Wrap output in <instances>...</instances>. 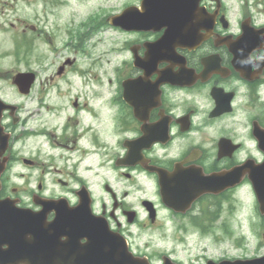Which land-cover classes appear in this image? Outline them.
I'll return each instance as SVG.
<instances>
[{
    "label": "flooded vegetation",
    "instance_id": "obj_1",
    "mask_svg": "<svg viewBox=\"0 0 264 264\" xmlns=\"http://www.w3.org/2000/svg\"><path fill=\"white\" fill-rule=\"evenodd\" d=\"M158 1L149 0L147 5H141V0L133 2L148 10L159 27L137 32L128 46L126 61L109 71L105 93L94 91L91 102L80 101L79 96L71 98L68 91H54L53 98L68 95L66 101H54L45 86L33 87L37 95L21 94L12 87L13 99L0 90V99L13 105L3 109L0 116L2 131L8 134L0 154V160L7 157L0 199L12 197L17 206L38 211L43 198L64 196L69 205H75L79 201L76 191L86 186L92 213L127 237L128 224L135 223L139 215L133 207L145 211V226L151 227L157 220L156 215L149 217L143 199L125 207L123 198L136 189L135 178L149 183L155 212L158 215L163 210L173 223L176 216L187 214L174 213L162 204L157 170L172 175L181 172V176L191 172L198 187L209 174L264 160V5H250L247 0L235 6L226 0H198L197 9L184 25L195 28L198 40L187 44L176 40L172 57L155 59L150 65L145 61L140 67L134 64L133 51L143 59L144 44L157 40L166 27ZM67 65L61 76L67 72ZM123 81H127L125 94ZM45 116L57 120L50 123ZM32 138L41 139L36 143ZM116 143L119 153L111 160L108 152ZM16 166L21 171H16ZM102 166L109 167L112 174V186L106 181L100 185L106 203L99 202L88 180L81 176H92ZM23 170L30 175H24ZM56 172L69 174V178L57 177L55 181L62 189L49 192L42 178ZM12 177L21 183H10ZM71 183L75 187L71 188ZM243 185L251 189L255 199L245 175L236 186L222 190L215 185L213 192L197 194L190 202V212L219 208L226 193ZM129 212L134 214L133 222H128ZM53 216V210L46 212V221Z\"/></svg>",
    "mask_w": 264,
    "mask_h": 264
},
{
    "label": "rangeland",
    "instance_id": "obj_2",
    "mask_svg": "<svg viewBox=\"0 0 264 264\" xmlns=\"http://www.w3.org/2000/svg\"><path fill=\"white\" fill-rule=\"evenodd\" d=\"M127 1L0 0V76H6L16 70H33L36 73V81L33 85L49 87L50 98L54 97L52 92L55 88H63L60 91H68L71 98L79 96L80 101L91 102L94 91L105 93L109 71L118 67L122 63L120 61L128 57V51L124 48L127 36L110 25H102V28L87 40L86 52L76 54L64 48V43L69 39L66 30L79 26L93 13H100V18L103 15L107 16L108 13H117L127 5L124 4ZM247 1L251 5L257 0ZM235 2L241 3L243 0H227V3L232 5ZM31 26L36 28L35 31H31ZM22 32L31 36L34 43L32 53L25 58L27 63L22 56L17 60L13 53V40H16ZM66 57L77 58L76 70H69L64 77L59 78L55 73L58 65ZM9 82L6 77H0V90L2 95L12 98L13 91ZM68 95L64 98L66 99ZM55 100L60 101L59 98ZM45 118L50 123L57 120L49 116ZM40 139L34 140L39 143ZM118 153L119 143H116L109 149L108 156L112 160ZM102 159L100 156L99 163ZM87 161L90 162L91 158ZM15 170L21 171V168L16 166ZM109 170V167L102 166L98 167L97 172H93L92 176L91 173L81 174L90 183L91 190L99 202L107 201V196L100 185L106 181L112 186L110 184L112 174ZM22 173L26 176L30 175L27 170H23ZM34 176L35 173L29 178L28 183H33ZM57 177L67 179L69 174L46 173L42 178L49 192H58L62 189L55 181ZM21 181L15 177L10 179V183L16 185ZM133 185L136 189L131 190L129 195L123 198L125 207H132L131 202L140 197L152 201V189L149 183L137 177ZM70 187H75L74 183H71ZM133 208L139 212L136 221L138 223L128 224L134 238V248L148 254L152 264H160L162 254H168L182 264H204L207 259L217 261L251 258L264 254V219L257 211L251 189L247 187L242 186L222 197L220 208L214 206V209L217 208L216 216L213 212L205 215L201 214L202 211H193L185 216H176L172 223L161 210L158 212L155 224L147 227L143 224L145 212H141L138 206ZM198 215H204L205 218L197 219L196 223L200 226H192L188 217Z\"/></svg>",
    "mask_w": 264,
    "mask_h": 264
},
{
    "label": "water",
    "instance_id": "obj_3",
    "mask_svg": "<svg viewBox=\"0 0 264 264\" xmlns=\"http://www.w3.org/2000/svg\"><path fill=\"white\" fill-rule=\"evenodd\" d=\"M130 12L129 8L124 11ZM33 79L32 73L19 72L13 83L21 92H27ZM4 106L0 101V110ZM237 168L240 172L244 169ZM248 174L258 191L259 210L264 214V162ZM222 178V186L233 184L225 181V176ZM79 196L84 201L73 208L43 202V207L55 208L54 219L45 226L37 212L28 214L27 210L15 207L6 210L0 202V264H149L145 257L132 255L124 238L111 232L101 220L91 221L87 194L79 192ZM62 236L66 239L62 240ZM81 238L87 241L79 244ZM163 264L175 263L164 257ZM206 264H264V255L219 262L208 260Z\"/></svg>",
    "mask_w": 264,
    "mask_h": 264
}]
</instances>
